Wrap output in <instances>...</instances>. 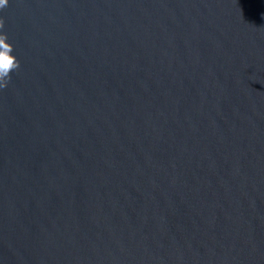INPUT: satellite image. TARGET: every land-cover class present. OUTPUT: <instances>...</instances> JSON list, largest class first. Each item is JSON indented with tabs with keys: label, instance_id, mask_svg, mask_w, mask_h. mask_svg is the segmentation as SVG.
Segmentation results:
<instances>
[{
	"label": "water",
	"instance_id": "water-1",
	"mask_svg": "<svg viewBox=\"0 0 264 264\" xmlns=\"http://www.w3.org/2000/svg\"><path fill=\"white\" fill-rule=\"evenodd\" d=\"M0 18V264H264V0Z\"/></svg>",
	"mask_w": 264,
	"mask_h": 264
},
{
	"label": "clouds",
	"instance_id": "clouds-1",
	"mask_svg": "<svg viewBox=\"0 0 264 264\" xmlns=\"http://www.w3.org/2000/svg\"><path fill=\"white\" fill-rule=\"evenodd\" d=\"M9 0H0V10L7 7ZM5 26V21L0 18V33ZM7 34H0V89L6 88L11 81V73L19 69V62L12 55L14 48L7 43Z\"/></svg>",
	"mask_w": 264,
	"mask_h": 264
}]
</instances>
